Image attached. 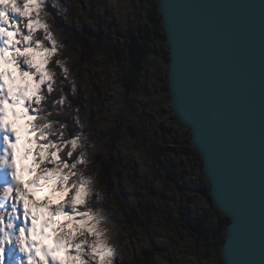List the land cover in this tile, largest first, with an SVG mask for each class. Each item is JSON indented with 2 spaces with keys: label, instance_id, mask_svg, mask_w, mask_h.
Here are the masks:
<instances>
[{
  "label": "rangeland",
  "instance_id": "obj_1",
  "mask_svg": "<svg viewBox=\"0 0 264 264\" xmlns=\"http://www.w3.org/2000/svg\"><path fill=\"white\" fill-rule=\"evenodd\" d=\"M156 2L58 0L59 20L48 7L49 14L40 16L63 45L59 59L69 68L65 82L71 91L75 84L69 102L74 116L79 109L87 137L88 163L80 170L92 177V199L109 217L115 264H222L215 231L223 215L208 203L200 155L188 144L189 130L177 122L169 104L163 32L147 22ZM138 29L150 33L146 43ZM131 34L147 51L132 77ZM178 209L204 218L207 239L185 226Z\"/></svg>",
  "mask_w": 264,
  "mask_h": 264
},
{
  "label": "snow or ice",
  "instance_id": "obj_2",
  "mask_svg": "<svg viewBox=\"0 0 264 264\" xmlns=\"http://www.w3.org/2000/svg\"><path fill=\"white\" fill-rule=\"evenodd\" d=\"M49 5L62 10L58 0H0V264H115L109 217L80 170L79 109L80 130L69 131L70 71L40 16Z\"/></svg>",
  "mask_w": 264,
  "mask_h": 264
},
{
  "label": "water",
  "instance_id": "obj_3",
  "mask_svg": "<svg viewBox=\"0 0 264 264\" xmlns=\"http://www.w3.org/2000/svg\"><path fill=\"white\" fill-rule=\"evenodd\" d=\"M167 89L229 219L222 264H264V0H157Z\"/></svg>",
  "mask_w": 264,
  "mask_h": 264
},
{
  "label": "trees",
  "instance_id": "obj_4",
  "mask_svg": "<svg viewBox=\"0 0 264 264\" xmlns=\"http://www.w3.org/2000/svg\"><path fill=\"white\" fill-rule=\"evenodd\" d=\"M157 3V2H156ZM48 11L50 12L51 16L53 17V19L55 21L59 20V17L56 15V10L54 8H52L50 5L48 6ZM146 18H147V22L149 24H151L153 27L155 26H160L161 30V22H160V13L158 12V10L156 9V4L152 5L151 8L149 9V11L146 14ZM60 23V21H59ZM62 26H64V24H60ZM68 28V27H67ZM68 30L73 31L74 29L68 28ZM64 32L66 33L67 31L64 30ZM67 34V33H66ZM137 34L140 36V38L142 39L143 42H147L149 40L150 37V33L148 31H144L143 29H138ZM130 46H129V53L130 56L132 57V64L133 67L131 69L130 75L131 77L136 73L139 72L141 69V61L144 59V57L147 54V51L143 48V46L141 44H139V36L131 34L130 35ZM162 37L165 40L164 34H162ZM166 58L168 60V55L166 53ZM71 84H68L67 82H65V84L63 85L64 88V94L72 101V91L70 90V86ZM166 89H167V85H166ZM168 90V89H167ZM73 102V101H72ZM73 113H72V117H67V122L72 125V118H73ZM159 130H165V128L159 124ZM69 131H79V129H77V127H75V125H72V127L69 128ZM188 144H189V140H188ZM190 145V144H189ZM178 153L180 155H185L188 156V152L185 150H178ZM102 159L100 158L99 162ZM102 162L104 164L110 163V160L106 159V160H102ZM101 163V162H100ZM112 163V162H111ZM106 167V166H105ZM109 168H107L108 170ZM103 172H105L104 175H106L105 177L109 180V174H107V172L105 170H103ZM108 175V177H107ZM111 181H106V183H110ZM207 199H208V203L209 205L215 209L218 213L219 211L214 207L212 201H211V197L209 194V187L207 190ZM177 213L179 214L180 219L184 222L185 226H187L193 233H195L198 237L203 238V239H207L208 235H209V231L208 229L205 227V221L204 218L201 216H197V217H190L189 212L186 211V209H178ZM229 222V219L224 217V216H219L218 222H217V227H216V231H215V237L218 241V245L220 246V244L225 240L226 237V225Z\"/></svg>",
  "mask_w": 264,
  "mask_h": 264
},
{
  "label": "bare ground",
  "instance_id": "obj_5",
  "mask_svg": "<svg viewBox=\"0 0 264 264\" xmlns=\"http://www.w3.org/2000/svg\"><path fill=\"white\" fill-rule=\"evenodd\" d=\"M46 194H47V193H46ZM38 195H40V194H37L36 198L38 197Z\"/></svg>",
  "mask_w": 264,
  "mask_h": 264
}]
</instances>
